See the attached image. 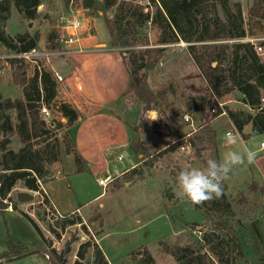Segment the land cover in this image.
I'll return each mask as SVG.
<instances>
[{"label":"rangeland","instance_id":"obj_1","mask_svg":"<svg viewBox=\"0 0 264 264\" xmlns=\"http://www.w3.org/2000/svg\"><path fill=\"white\" fill-rule=\"evenodd\" d=\"M43 1L44 3H42L46 5L39 6L37 10L41 11L32 19L26 17L14 6L13 16L10 17V21L8 20L9 23L7 21V34L15 37L25 32L32 35L39 32L38 46L42 48L55 47L59 45V35L66 31L69 21L79 18L83 22L86 16L87 19H90L89 21L86 19L89 22L90 31H94V26H91L93 23L91 17H103L104 14L101 11L86 8L84 0H74L72 3L70 0L68 4L65 0ZM253 1L203 0V5L208 9L215 2L219 14L224 19L231 18L236 22V26L238 15L242 16L246 36L219 42L233 44L255 39L264 43V19L250 13ZM96 2L101 7L103 6V0H96ZM135 4L143 11L150 12L152 16L156 15L157 9L150 5V0H136ZM107 14L112 17L114 9L109 10ZM159 24L151 22L142 29L131 30L128 34L130 45L116 47L117 51L122 57H126L132 50L143 53L149 47L160 46L157 43L158 36L162 31ZM96 25L98 39L108 41L109 31L105 22L97 18ZM184 29L188 36L200 34L197 28L190 30L189 27H184ZM134 31L136 32L133 34ZM51 32L57 35L54 40L56 44L48 40V35ZM42 34L43 40L41 41ZM190 43L180 37L177 43L165 46L166 50L157 65L140 71V74H144L149 89L154 94V98L149 103L150 110H144L145 104L136 97L133 91H128L122 100L114 106L116 112L124 113L131 120L133 119L135 129L139 131V137L134 141L141 142L142 146L149 149L151 154H147L149 160L155 158L154 166H147L144 161H140L137 165L138 169L145 170L146 175L142 180H135L136 176L133 178L124 177L121 173L116 175L107 187L103 188L98 183V179L105 177L106 172L102 171L100 174L91 171L71 173L74 161L64 155L62 160L57 161L60 162L58 167L57 164L53 165L56 166L55 168L49 167V176L45 181V186L51 197L43 188H41L42 193L34 191L25 187L23 182L11 191L12 202L17 204L19 210L25 211L37 221L46 238L52 241L53 248L61 251L65 246H70L71 251L67 255V264H74L77 252L84 242L97 243L111 264L146 263L147 254L154 260V264H176L175 258L164 248L165 244L193 246L197 240L204 238L208 233L211 239L210 246L217 247V238L213 232L218 234L221 239H229V236L225 235V230L218 229L221 226L225 229L232 226L244 229L246 225L250 224L254 230L258 231L260 236L258 239L264 247V233L259 228L260 224H263L264 227L262 215L264 212V190L251 188L252 182L258 184L257 182L260 183L264 180V150L260 149L261 141H264V134L254 135L247 142H239L232 146L231 150L235 151H242L245 147L256 151L255 162L235 167L229 173L228 178L224 181L227 188L225 200H212L198 205V207L179 197L180 189L176 177L181 169L193 165L194 161L204 162V159L194 155L195 149L192 145L185 146L184 149L180 146L176 150L160 153L178 141V136L168 130L169 125L184 133H192L203 124L204 117H209L213 113L211 109L217 105L218 101L223 102L228 109H244L253 114L256 113L253 108L244 103L242 94L238 90H233L222 97L214 96L211 93L206 79L189 53ZM0 45L3 44L0 42ZM14 52L15 50L6 47L1 52L3 54L0 53L3 55L2 59L8 62L11 67L12 74L15 66H13L11 54ZM63 58L58 57L54 63L64 62ZM15 64L19 63L15 62ZM228 64L229 61H227ZM28 67L29 65L24 64L21 71L25 77H28L27 73H30L27 72L30 71ZM62 73L65 72L62 70ZM8 81L9 78L7 81L4 77L0 78V89L4 94L12 95L10 96L12 98L21 96V92ZM20 87L22 88V86ZM190 97L195 98L191 100V103L201 105L204 116L192 109ZM52 111L54 112V110ZM153 114L158 119L152 120ZM185 114H189L191 118L193 116L192 121H186ZM59 123H62L63 127L56 129ZM215 124L220 136L221 148L219 146L218 148L221 151H219L220 156H223L229 150L224 147L223 138L226 131L231 129L236 135L237 132L233 129L228 115H221ZM64 126L63 120L56 119V130H54L52 138H49V140L58 138L60 159L62 151L63 153H73V155L75 154L73 151H76L72 150L66 141L67 135ZM2 136L3 134L0 135V139ZM8 136L11 140L8 147L17 151L19 146H23L18 135L8 134ZM211 153L210 150L207 152V154ZM127 156L134 158L131 154ZM124 161L121 160L120 163L126 166ZM117 171H119L117 165H112L110 172L116 174ZM19 191L35 194L34 201L19 202L17 199ZM45 196L50 200V205L44 201ZM6 200L8 202V199ZM8 203L10 204V202ZM39 204H42L43 207L40 208ZM78 209L79 211H77ZM57 210L62 217L57 213ZM65 216H80L82 221L62 229L61 224L57 222H60ZM50 226L56 228L61 237H57ZM8 233L13 235L18 243L30 247L43 245V240L34 225L19 211L5 212L4 216L0 214V251L6 249L5 239ZM238 235H242V233L238 232ZM93 249V246L89 247L85 264H92ZM247 252L249 260L253 263L252 251L248 249ZM4 264L50 263L44 255L34 253Z\"/></svg>","mask_w":264,"mask_h":264},{"label":"trees","instance_id":"obj_2","mask_svg":"<svg viewBox=\"0 0 264 264\" xmlns=\"http://www.w3.org/2000/svg\"><path fill=\"white\" fill-rule=\"evenodd\" d=\"M135 1L103 0L101 7L96 0H84V5L88 9L104 13V22L114 47L130 45L128 34L131 30L136 29L137 31L138 28L142 29L151 22L153 24L160 23L162 31L157 40L160 46L149 47L143 53L132 50L128 56L123 57L131 77L129 91H133L136 97L145 104L144 110H150L149 103L154 98V94L149 89L144 74H140V71L157 65L166 50L165 46L177 43L181 37L191 42L188 47L189 53L214 96L222 97L233 90H238L242 94L244 103L256 111L253 114L244 109L227 108L228 116L236 130L243 133L244 127L251 123L250 136L264 134V108L259 109L261 95L264 93V61L259 58L250 42L233 44L219 42L246 36L241 14H237L238 24L236 26V22L231 18L224 19L219 14L215 2L208 9L203 5V0H150V5L157 9L156 15L152 16L150 12H145L136 5ZM65 2L68 4L70 0H65ZM40 4L41 0H0V42L4 46L21 52L29 51L39 45V32L34 35L25 32L12 37L7 34L6 26L12 16L14 6L26 17L32 19L37 16ZM112 8L114 14L110 17L107 12ZM250 13L264 19V0H254ZM184 27H189L190 30L197 28L200 34L188 36ZM56 36V33L51 32L48 35V40L56 44V42L54 43ZM12 61L15 66L13 80L22 86L24 97H5L0 92V135L3 134L0 139V214L4 216L6 209L11 205L14 210L19 211L34 225L43 240V245L30 247L18 243L15 237L8 233L5 239L6 249L0 251V264L19 260L34 253L44 255L50 264H67V255L71 251L70 246H65L61 251L53 248L52 241L46 238L37 221L25 211L19 210L17 204L12 202L10 195L11 191L21 182L25 187L42 193L39 181L44 183L49 176L48 166L60 160V142L57 137L49 140L52 138L54 130L47 126L39 114L42 101L49 105L56 98V83L45 71L41 75V82H39L38 74L30 78L25 77L21 72L24 67L23 63L15 64L17 62L15 59ZM227 61H229L228 65ZM41 90L44 91L43 100ZM190 98L191 103V100L195 98ZM191 104L194 111L202 113L204 116L200 104L193 102ZM58 109L67 118V126L75 123L81 116L79 111L69 103H61ZM10 111H14L15 114ZM219 115V112H216L209 117H204L203 124L189 134L169 125L168 130L178 136V141L160 153L176 150L180 146L189 144L195 149L194 155L204 159L205 167L208 159L220 161L217 132L212 125V121ZM61 127L62 123H59L57 128ZM8 134L18 135L23 143L19 150L16 151L8 147L11 142ZM131 147L147 166H154L155 158L152 156L153 160L148 159L149 149L142 146L141 142L132 141ZM209 150L212 152L211 154H207ZM74 153L77 172L89 171L87 162L78 152L74 151ZM123 175L129 178L136 176L135 180H142L146 174L145 170L134 167ZM223 188L224 193L221 199L225 200L227 188L224 182ZM251 188L263 191L264 184L259 186L256 182H252ZM44 201L51 204L47 196ZM39 207L42 208L43 205L39 204ZM262 215L264 217V212ZM81 221L80 216H65L57 223L61 224L62 229H65L68 225ZM259 228L264 233L263 224H260ZM50 229L57 237H61L56 228L50 226ZM218 229L225 230V235L229 236V239H221L218 234L213 232L217 238V247L210 246V234L207 233L193 246L165 244L164 248L175 258L176 264H264V247L250 224L246 225L244 229L233 226L227 229L221 226ZM238 232L242 235H238ZM91 246L94 247L92 264H111L103 249L97 243L90 242L81 244L74 264H85L86 254ZM248 249L252 251L253 263L248 258ZM147 257L146 263L154 264V260L149 254Z\"/></svg>","mask_w":264,"mask_h":264},{"label":"crops","instance_id":"obj_3","mask_svg":"<svg viewBox=\"0 0 264 264\" xmlns=\"http://www.w3.org/2000/svg\"><path fill=\"white\" fill-rule=\"evenodd\" d=\"M42 2L44 3L41 0L40 6L43 7L46 4ZM91 18V22H93L91 26H94V31H90L88 24L90 19H87L86 16L79 30L84 51L71 50L72 52L68 56H64L66 58L62 57L64 62L60 63L57 61L54 63L61 73L62 70L65 72L62 74L66 78L64 89L58 93V96L71 104L81 115L75 123L67 126L65 129L70 148L76 150L87 162L90 168L89 171L96 174H100L102 171L106 172L107 175L112 174L110 172L111 166L117 165L119 171L116 174H112L116 176L121 173L124 174L130 168L137 167L141 161V157L131 147V142L139 137V131L135 129L133 119L131 120L124 113L116 112V108H114L131 89V77L124 58L117 51L116 47L112 46L110 34L108 41H101L97 37L96 19H102L104 22V18L102 16H92ZM42 40L43 34L41 36ZM71 46L75 48L77 44H72ZM5 48L4 45H0L1 52ZM1 54L0 78L4 77L6 81L9 78L8 82L13 83L14 87L21 92V96L19 97L23 98V89L14 82L11 67L8 62L2 59L3 55ZM0 92L6 97L12 96L4 94L2 89H0ZM219 117L212 121V125L217 132V142L219 148H221L219 144V131L215 124ZM231 124L237 135L242 138L241 142L245 143L252 137L250 136L252 131L251 123L244 127L243 133H239L236 130L232 121ZM228 132H232V130H227L226 133ZM20 147L22 146H19V149ZM130 154L134 158L127 156ZM64 155L66 158L69 157V159L74 161L71 173L77 172L73 153H63L62 151L60 160H62ZM222 158L223 156H220V160ZM121 160L124 161L126 166L120 163ZM59 163L55 162L49 165L48 168L54 164H57L58 167ZM257 183L263 185L264 180ZM42 185L51 197L45 186V182ZM56 207L58 206L56 205ZM6 212H15V210L10 206L6 209ZM255 231L258 238H260L258 231L256 229Z\"/></svg>","mask_w":264,"mask_h":264},{"label":"built area","instance_id":"obj_4","mask_svg":"<svg viewBox=\"0 0 264 264\" xmlns=\"http://www.w3.org/2000/svg\"><path fill=\"white\" fill-rule=\"evenodd\" d=\"M74 2V0L71 1V3ZM83 22L79 18H75L71 21H69V25L66 28V31L59 35V45L55 47H34L30 49L29 51H21V52H14L11 54V57L15 60H17V63L19 64H27L29 65L28 68H30L29 74L27 73L28 78L35 76L38 74L39 82H41V75L43 72H48L52 79L56 83V90H57V96L52 101L51 104H47L44 101L41 102L39 107V114L40 117L46 122L47 126L49 128L55 129L56 125V119L63 120V123L67 127V118L63 115V113L58 109V106L61 103H68L65 102L63 99H61L58 96V93H60L64 89V83H65V76L56 68L54 64V60H56L58 57H64L69 55L73 51L83 52L84 48L81 44V35L79 33V30L82 26ZM253 46L254 50L259 56V58L264 61V43L258 42L255 39L248 40ZM72 44H77L75 48H72ZM42 91V100L44 99V91ZM55 108V109H54ZM264 108V94L261 95V102L259 109ZM54 110V112L52 111ZM211 111L213 113L219 112L220 115H228V110L226 106L223 104V102L218 101L217 105L212 107ZM57 116H56V115ZM187 115L186 121H192V118ZM64 126V128H66ZM63 127V126H62ZM186 147H190L189 144L183 145L182 148L184 149ZM261 150H264V141L261 142ZM54 176V175H53ZM58 176V175H57ZM115 176L112 174H108L103 178L98 179V183L103 187H107L113 180ZM41 187L44 189L42 182L39 181ZM46 193V192H45ZM79 211V209L77 210ZM57 213L61 215V213L57 210ZM62 217V215H61Z\"/></svg>","mask_w":264,"mask_h":264},{"label":"clouds","instance_id":"obj_5","mask_svg":"<svg viewBox=\"0 0 264 264\" xmlns=\"http://www.w3.org/2000/svg\"><path fill=\"white\" fill-rule=\"evenodd\" d=\"M187 118L185 115V119ZM156 119L158 118L153 114L152 120ZM223 140L224 147L229 150L224 153L222 160L208 159L206 167L204 162H198V167L190 165L181 169L176 177L179 197L193 206L221 199L224 193L223 182L233 168L246 163L250 165L256 160L257 152L252 149L245 147L242 151L231 150L232 146L242 141L238 135L228 132Z\"/></svg>","mask_w":264,"mask_h":264},{"label":"water","instance_id":"obj_6","mask_svg":"<svg viewBox=\"0 0 264 264\" xmlns=\"http://www.w3.org/2000/svg\"><path fill=\"white\" fill-rule=\"evenodd\" d=\"M193 165L198 167L199 166L198 161H194ZM17 199L21 203L32 202L35 199V194L26 191H19L17 192Z\"/></svg>","mask_w":264,"mask_h":264}]
</instances>
